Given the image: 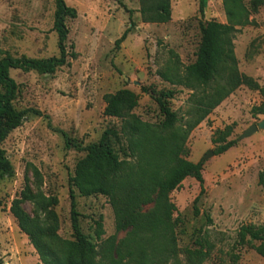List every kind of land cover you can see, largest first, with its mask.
<instances>
[{
    "label": "rangeland",
    "instance_id": "rangeland-1",
    "mask_svg": "<svg viewBox=\"0 0 264 264\" xmlns=\"http://www.w3.org/2000/svg\"><path fill=\"white\" fill-rule=\"evenodd\" d=\"M77 11L67 19V64L53 74L11 70L18 89L13 105L28 113L22 124L2 143L14 175L0 178V261L2 264H39V257L10 213L14 199L24 212L34 217L36 208L23 193L43 194L57 200L54 212L57 234L74 240L71 224L70 179L86 146L119 126L117 119L104 115L106 94L128 89L137 95L133 110L142 121L160 124L163 114L158 99L165 101L183 126L189 118V88L167 82L192 64L200 42V23H226L222 0H207L204 15L199 0H170L171 20L165 24L141 21L139 0H64ZM250 10V24L236 34L234 53L239 72L264 88V0H244ZM54 0H0V59L58 57V37L53 29ZM127 31L116 48L115 41ZM76 57L71 58L70 54ZM3 91L0 86V92ZM173 91L174 95L165 97ZM263 101L258 91L245 86L235 90L201 122L186 141L184 157L203 163V193L193 178L187 177L170 194L175 206V242L178 259L186 262V251L202 248L207 255L201 264H264L254 250L257 242L241 245V226L264 230V194L257 184L264 168V130L240 139L252 124L264 119L252 115ZM229 127L226 141L236 145L219 156L204 159L222 142L221 132ZM115 150L120 146L112 141ZM120 158H124L120 155ZM132 161V159H129ZM81 232L91 242L110 237L119 242L125 232H117L114 212L106 197H79L74 191ZM198 214L194 210V200ZM146 206L144 209L150 208ZM103 229L96 238L97 223ZM139 242H162L159 237L142 235Z\"/></svg>",
    "mask_w": 264,
    "mask_h": 264
},
{
    "label": "trees",
    "instance_id": "trees-1",
    "mask_svg": "<svg viewBox=\"0 0 264 264\" xmlns=\"http://www.w3.org/2000/svg\"><path fill=\"white\" fill-rule=\"evenodd\" d=\"M53 29L57 34L58 57L31 59L25 56L14 58L5 54L0 59V178L12 177L14 169L8 160L2 143L18 128L26 115L38 110L18 111L13 105L18 86L10 77L11 70L36 71L53 74L67 64L68 50L67 19H75L77 11L66 5L64 0H54ZM226 23L207 21L200 23V42L195 61L186 66L174 79L162 73L167 82L189 88V118L179 125L175 112L165 101L158 99L163 121L150 124L142 121L133 110L137 106V95L128 89H121L104 96V115L117 119L119 126L106 131L98 142L84 149L85 156L75 165L70 179L71 224L74 240L61 239L58 234V219L54 212L56 198L43 194L23 193L36 208L34 217L28 216L14 199L10 213L19 230L25 234L36 251L39 264H182L178 259L174 235L175 206L170 194L184 179L191 177L201 186L203 175L201 161L187 160L186 141L190 133L203 122L212 111L241 86L258 91L262 103L252 109V115L264 114V88L253 78L239 72L234 53V39L240 29L250 24V10L244 0H222ZM207 0H199V14L204 15ZM138 12L144 23L165 24L171 20L170 0H139ZM125 31L116 41L118 48L127 37ZM71 58L76 54L71 53ZM172 97L173 91L162 94ZM219 146L213 151L222 155L236 145V140L226 141L231 134L227 127ZM112 141L119 143L115 150ZM123 155L124 158H120ZM129 159H132L130 161ZM257 184L264 194V168L259 172ZM74 191L79 197L103 196L109 201L114 212L117 232H125L126 237L115 242L112 236L101 242H91L80 229ZM194 200V210L198 214ZM144 209L146 206H150ZM103 235L100 222L97 223L96 238ZM142 235L159 237L162 242H139ZM238 242L249 245L257 242L255 252L264 259V230L251 225H243L238 232ZM208 251V250H207ZM202 248L186 251L184 264H201L207 255ZM0 264L2 262L0 261Z\"/></svg>",
    "mask_w": 264,
    "mask_h": 264
},
{
    "label": "water",
    "instance_id": "water-1",
    "mask_svg": "<svg viewBox=\"0 0 264 264\" xmlns=\"http://www.w3.org/2000/svg\"><path fill=\"white\" fill-rule=\"evenodd\" d=\"M258 130H264V119L261 120L260 122H258L257 124H252L251 126H249L240 136V139H244L247 138L251 135H253L254 133H256ZM211 156H214V152L209 151L203 158L207 159Z\"/></svg>",
    "mask_w": 264,
    "mask_h": 264
}]
</instances>
